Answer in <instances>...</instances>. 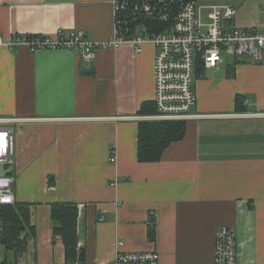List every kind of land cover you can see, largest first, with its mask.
Segmentation results:
<instances>
[{
    "label": "crops",
    "instance_id": "1",
    "mask_svg": "<svg viewBox=\"0 0 264 264\" xmlns=\"http://www.w3.org/2000/svg\"><path fill=\"white\" fill-rule=\"evenodd\" d=\"M196 2L231 4L244 31L264 24V0ZM112 26V0H0L3 39L63 30L103 42ZM154 53L150 44L102 49L85 73L72 50L0 46V118L23 120L12 193L30 205L32 227L22 253L0 244V264H67L53 233L55 203L78 208L84 257L72 264H111L118 239L127 251L154 249L159 264H213L221 227L236 231L237 264H264V63L197 65V117L159 161L141 163L138 124L153 116L140 109L153 101Z\"/></svg>",
    "mask_w": 264,
    "mask_h": 264
},
{
    "label": "built area",
    "instance_id": "2",
    "mask_svg": "<svg viewBox=\"0 0 264 264\" xmlns=\"http://www.w3.org/2000/svg\"><path fill=\"white\" fill-rule=\"evenodd\" d=\"M112 8L113 26L107 41H95L84 32L62 30L52 39L43 35H15L8 39L0 36V46L9 50H72L88 65L102 49L130 45L140 52L142 46L150 44L155 49L153 102L157 113L147 119L162 123L186 122L197 117L193 89L197 65L215 68L223 62L222 54L264 62V24L256 31L239 29L234 24L236 9L229 3L112 0ZM160 26L162 29H158ZM261 115L264 116V110ZM22 122L0 118V166L5 169L12 167L15 129ZM110 161L115 162V158ZM13 182L10 173L0 176L1 206L15 204ZM235 232L230 227L217 231L213 264H237ZM124 246L121 239L116 241L111 264H159V254L154 249L135 252Z\"/></svg>",
    "mask_w": 264,
    "mask_h": 264
},
{
    "label": "trees",
    "instance_id": "3",
    "mask_svg": "<svg viewBox=\"0 0 264 264\" xmlns=\"http://www.w3.org/2000/svg\"><path fill=\"white\" fill-rule=\"evenodd\" d=\"M174 2H189L197 0H172ZM158 29H162L160 26ZM143 115L157 113L154 102L141 106ZM186 122H156L143 121L138 124L137 159L141 163H153L161 159L164 150L172 143L178 142L185 136ZM51 221L53 233L60 236L65 246L66 263L77 261L78 243V208L74 204L55 203L51 205ZM0 244L9 251L20 254L25 250L26 239L23 234L32 229L31 211L28 204L0 205ZM155 225L149 227V239L153 240Z\"/></svg>",
    "mask_w": 264,
    "mask_h": 264
},
{
    "label": "water",
    "instance_id": "4",
    "mask_svg": "<svg viewBox=\"0 0 264 264\" xmlns=\"http://www.w3.org/2000/svg\"><path fill=\"white\" fill-rule=\"evenodd\" d=\"M93 66H94V64H93V62H91L88 65H84L82 67L81 71H83L85 73L91 72V70H93ZM12 170H13V168H11V167H8V168L5 169L3 166H0V176H3V175L8 174V173H11ZM0 229H3V225L2 224H0ZM83 257H84V249L80 247L79 248L78 259L82 260Z\"/></svg>",
    "mask_w": 264,
    "mask_h": 264
},
{
    "label": "rangeland",
    "instance_id": "5",
    "mask_svg": "<svg viewBox=\"0 0 264 264\" xmlns=\"http://www.w3.org/2000/svg\"><path fill=\"white\" fill-rule=\"evenodd\" d=\"M222 58L223 60L226 62V63H230V62H233L234 61V58L233 56H229V55H226V54H222ZM264 63V62H262ZM12 175V174H11ZM13 177V175H12Z\"/></svg>",
    "mask_w": 264,
    "mask_h": 264
}]
</instances>
